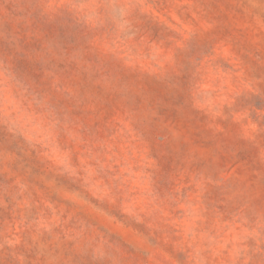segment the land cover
<instances>
[{
    "label": "rangeland",
    "instance_id": "374dc122",
    "mask_svg": "<svg viewBox=\"0 0 264 264\" xmlns=\"http://www.w3.org/2000/svg\"><path fill=\"white\" fill-rule=\"evenodd\" d=\"M0 264H264V0H0Z\"/></svg>",
    "mask_w": 264,
    "mask_h": 264
}]
</instances>
